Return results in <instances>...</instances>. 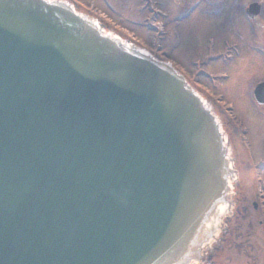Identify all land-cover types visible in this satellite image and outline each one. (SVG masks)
<instances>
[{
  "label": "water",
  "instance_id": "95a60500",
  "mask_svg": "<svg viewBox=\"0 0 264 264\" xmlns=\"http://www.w3.org/2000/svg\"><path fill=\"white\" fill-rule=\"evenodd\" d=\"M236 169L171 66L67 2L0 0V264H223Z\"/></svg>",
  "mask_w": 264,
  "mask_h": 264
},
{
  "label": "rangeland",
  "instance_id": "374dc122",
  "mask_svg": "<svg viewBox=\"0 0 264 264\" xmlns=\"http://www.w3.org/2000/svg\"><path fill=\"white\" fill-rule=\"evenodd\" d=\"M77 1L86 7L97 6L103 12L98 13L99 16L108 20L111 18L113 23H120V30L126 37L135 38L142 46L153 48L155 0H149L152 13L140 11L141 0ZM157 1H161L163 6L174 14H179L197 0ZM200 1L196 14L178 27L174 39L176 48L171 45L169 37L164 42V47L171 56L173 53L178 61L188 67L190 60L194 59V48L197 46L200 49L204 44L206 50L210 43L207 44L205 41L210 36L218 38L217 30L225 38L226 43L237 44L236 48L228 45V49L231 50L230 57L235 61L239 60L236 69L229 68L230 70H225L221 77L216 79H205L198 72L197 75L200 84L206 83L208 93L218 103L220 109L235 118L238 134L247 143L248 151L252 153L253 158L259 161L264 159V118L253 100L252 92L257 84L264 82V54L253 47L264 48V0ZM252 2H257L261 10L252 24L247 25L248 20L244 12ZM90 10L95 14L96 11ZM107 11H111V14H107ZM228 11L234 12L235 16L230 22L227 20ZM210 67L211 64L203 66L197 60H193L194 71L197 68L207 70Z\"/></svg>",
  "mask_w": 264,
  "mask_h": 264
},
{
  "label": "flooded vegetation",
  "instance_id": "af4514ba",
  "mask_svg": "<svg viewBox=\"0 0 264 264\" xmlns=\"http://www.w3.org/2000/svg\"><path fill=\"white\" fill-rule=\"evenodd\" d=\"M154 4L155 33L153 40L155 48L154 51L151 52L157 60L172 63L192 86L202 92V95L210 101L211 105L218 112L221 117L223 128L227 134L230 147L232 148V157L239 174V182L236 188L237 194L235 196L236 215L233 220L228 223V226L235 223L238 218L241 219V224L238 227L236 237L232 240L235 247L227 253L223 264H264V159L257 161L253 158L252 153L248 151L247 143L243 141L238 134V124L235 123V118H232L229 113H227V115L224 114L218 103H216L208 93L206 83H203V85L199 83L200 79L197 75L198 72L205 79H216L220 78V75L225 70L236 69L239 60L235 61L230 57L229 53L231 50L228 48L229 46H234V48L238 46L235 43L233 45L231 42L226 43L225 38H223L217 30L219 33L218 38L208 37L205 42H207V44L209 42L210 46L207 45L206 50H204V44L200 49L196 46L193 51L194 59L190 60L191 63H189L188 67L184 66L176 59L173 53V57L168 53L164 47V42L169 37L172 42L171 45L173 48H176L174 39L178 27L196 14L195 12L199 8L201 1L197 0L195 4L185 8L179 14H174V12L167 7H164L161 1L155 0ZM80 5L81 6H78V8L81 10L86 11L89 9V7L82 4ZM90 8L101 10L95 5H92ZM108 8L110 9V7ZM140 11L152 13L149 6L146 4L141 6ZM107 13L111 14V11H107ZM227 13V20L229 22L232 19L234 20V12L228 11ZM244 14L246 17V10ZM246 19L249 22H247V25L255 20H249L247 17ZM250 28L252 29V26ZM253 49L259 51L258 47H253ZM260 52L264 54V48L260 50ZM193 60H197V62L203 64V66L205 64H211V67L207 70L197 68L194 71L192 68ZM195 65L196 63L194 66ZM260 85H264V82L254 87L252 96L260 114L264 118V86L260 88L257 95H255V90ZM232 233L234 234V232Z\"/></svg>",
  "mask_w": 264,
  "mask_h": 264
}]
</instances>
